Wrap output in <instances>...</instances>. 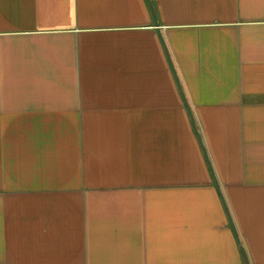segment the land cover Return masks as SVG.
Instances as JSON below:
<instances>
[{"label":"crops","instance_id":"crops-1","mask_svg":"<svg viewBox=\"0 0 264 264\" xmlns=\"http://www.w3.org/2000/svg\"><path fill=\"white\" fill-rule=\"evenodd\" d=\"M0 264H264V0H0Z\"/></svg>","mask_w":264,"mask_h":264}]
</instances>
